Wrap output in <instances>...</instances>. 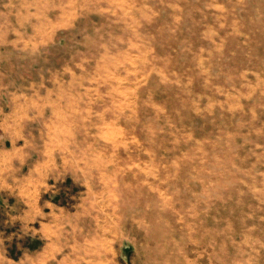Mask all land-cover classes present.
Wrapping results in <instances>:
<instances>
[{
	"label": "rangeland",
	"instance_id": "1",
	"mask_svg": "<svg viewBox=\"0 0 264 264\" xmlns=\"http://www.w3.org/2000/svg\"><path fill=\"white\" fill-rule=\"evenodd\" d=\"M2 26L0 264H264V0H0Z\"/></svg>",
	"mask_w": 264,
	"mask_h": 264
},
{
	"label": "crops",
	"instance_id": "2",
	"mask_svg": "<svg viewBox=\"0 0 264 264\" xmlns=\"http://www.w3.org/2000/svg\"><path fill=\"white\" fill-rule=\"evenodd\" d=\"M2 27L0 28V32L4 33V35L7 34V32L9 31L4 29L5 27L3 28ZM17 41L20 42L19 40ZM2 42L6 43L7 41H2ZM59 139L61 140L60 136H59ZM63 142H67L66 145L70 147L68 138L66 137L63 138ZM24 150L25 149H20V151H17L15 153H12L11 151L7 152V149L5 148H2L0 150V190L5 189L7 185V179L9 178L11 179V177H13V172H12L13 165H15L17 162H20V164L23 165L24 162L26 161V157L24 156ZM52 153L55 155L54 152ZM37 156H38L37 160L33 161V163L28 168L29 172L25 176H23L22 174H20V177L15 176L17 179H20L23 181L26 180L27 182L25 183V185L29 184L28 186H26V189H25L27 200H29L28 196H30L28 194L30 187L34 188L36 186L37 187L41 186L45 175L51 174L52 171H54L53 166H51L53 159L46 161V157H44V151H42V149H40L39 152L37 151ZM6 171L10 172L11 175H7ZM29 180L31 181L29 182ZM31 200L33 201L34 199H31ZM37 205H39V201H37ZM27 215H29V213H27Z\"/></svg>",
	"mask_w": 264,
	"mask_h": 264
}]
</instances>
